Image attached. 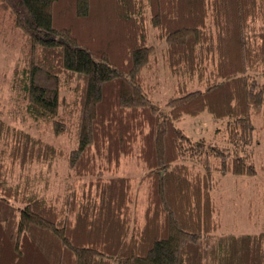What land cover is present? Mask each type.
Here are the masks:
<instances>
[{"label": "trees", "instance_id": "1", "mask_svg": "<svg viewBox=\"0 0 264 264\" xmlns=\"http://www.w3.org/2000/svg\"><path fill=\"white\" fill-rule=\"evenodd\" d=\"M0 5L25 37L17 84L29 116L64 134L59 111L69 103L59 96L61 76L79 81V92L73 89L76 145L66 154L0 121V264H264V231L220 233L214 218L220 206L212 196L215 173L256 175L247 147L255 121L264 126L260 0ZM159 52L174 78L163 108L145 90L143 76ZM203 112L227 123L219 145L175 126ZM138 140L151 178L138 232L128 229L124 177L95 178L90 185L97 200L86 198L81 209L73 200L58 207L34 193L22 196L18 207L10 203L13 187L2 175L6 155L22 165L62 155L70 174L87 177L99 159L117 162ZM193 156L197 162L186 164Z\"/></svg>", "mask_w": 264, "mask_h": 264}, {"label": "rangeland", "instance_id": "2", "mask_svg": "<svg viewBox=\"0 0 264 264\" xmlns=\"http://www.w3.org/2000/svg\"><path fill=\"white\" fill-rule=\"evenodd\" d=\"M260 1L264 7V0ZM25 50V37L12 27L11 14L0 5V121L15 130L28 133L32 138L54 146L61 154H66L76 145L78 107L73 89L75 87L79 92L77 86L79 81L68 82L64 76H61L59 96L69 105L65 104L60 108L59 117L62 123L66 124L67 130L62 135H54L50 122L34 120L26 111L27 102L17 84L21 70L25 67L23 63ZM143 76L145 90L149 92L153 101L163 108V103L171 91L170 88H174V78L165 68L160 52L156 56L152 69L144 72ZM255 123L256 133L250 143L251 147L247 148L254 161L256 175L254 177L219 173L214 175L217 182L212 196L213 199L214 196L218 198L220 206V210L216 206L214 218L217 226L222 230L219 231L220 233L239 234L264 231V205L262 203L264 126H261L257 120ZM175 126L191 138L204 137L208 142H216L218 145L225 138L221 136L227 131L226 121L215 120L206 112L197 116H184L175 122ZM140 148L141 141L138 140L133 145L132 152L121 157L117 162H105L99 159L94 174L87 175V177H75L72 173L70 174L62 155L47 162L34 161L24 165L13 161L6 155L3 159L2 175L13 187L14 195L10 198V203L18 207V200L22 196L34 193L58 207L65 201L73 200L75 205L81 209L80 205L86 198L97 200V191L94 186L90 185L91 182L95 183V178L100 177L103 182H106L116 176L124 177L130 187L128 195L130 201L127 204L128 229L138 232L144 223L143 215L147 206L151 181L145 159H142L140 155ZM197 160V157L193 156L187 157L185 162L187 164L189 161L197 162Z\"/></svg>", "mask_w": 264, "mask_h": 264}]
</instances>
